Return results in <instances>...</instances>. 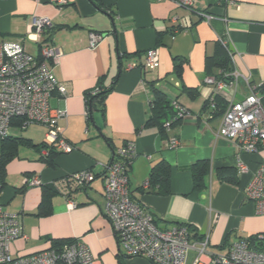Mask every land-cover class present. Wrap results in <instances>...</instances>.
<instances>
[{
  "label": "crops",
  "instance_id": "0c3cea01",
  "mask_svg": "<svg viewBox=\"0 0 264 264\" xmlns=\"http://www.w3.org/2000/svg\"><path fill=\"white\" fill-rule=\"evenodd\" d=\"M99 1L103 9L89 0H0V42L21 40L32 55H39L41 43L60 48L53 72L65 93L54 91L49 106L64 112L57 125L73 146L69 152L58 151L55 166H49L42 148L35 147L45 141V127L10 124L4 146L13 143L12 138L17 143L5 163L0 201L2 210L20 215L22 231L10 244V252L24 255L47 248L53 239H79L94 264H151L119 251L103 213L105 166L117 147L132 142L137 155L128 171L130 198L148 210L161 228L181 222L192 227L196 236L191 234L190 240L195 247L207 234L200 264H210L231 241L264 229L263 216L244 193L264 156V145L245 152L233 139L215 135L223 112L209 104L211 87L204 82L206 76L222 71L217 62L228 50L230 70L249 76L264 91V0H194L190 8L177 6L174 0ZM34 16L50 20L36 37L29 36ZM90 32L102 35L95 47L89 46ZM153 47L159 65L143 67L144 52ZM174 58L179 63L176 68ZM114 76L103 109L92 110L87 120L85 91L100 79L108 84ZM150 83L188 111L173 129L179 139L175 147L166 146L156 127L144 125L152 97ZM244 93L238 84L236 99ZM11 129L25 131L15 135ZM202 159L209 162V174L206 188L198 192L192 188L188 166ZM161 160L170 166L166 193L157 192L156 186L143 187L150 168ZM225 167L235 169V184L216 176ZM82 169L95 177L73 192L76 205L68 207L65 197L55 191L47 212L39 214L43 187H53V181ZM34 175L40 185L28 186L24 179ZM196 257V248H189L185 264H193Z\"/></svg>",
  "mask_w": 264,
  "mask_h": 264
},
{
  "label": "built area",
  "instance_id": "2783aa9c",
  "mask_svg": "<svg viewBox=\"0 0 264 264\" xmlns=\"http://www.w3.org/2000/svg\"><path fill=\"white\" fill-rule=\"evenodd\" d=\"M63 3L65 0H57ZM180 7L190 8L194 0H174ZM50 25L48 17H32V32L39 36ZM177 30V29H175ZM102 35L89 33V46L95 47ZM225 46L226 42L220 40ZM229 57L231 52L228 51ZM60 54V48L41 43L39 55L28 52L21 40L0 42V138L7 135L13 121L20 120V127L40 124L46 129L45 144L42 153L48 148L69 152L73 146L60 133L57 118L64 114L49 106V97L57 91L63 95L64 86L56 79L53 65ZM159 65L158 51L155 47L144 52L143 67L153 69ZM204 82L211 87L212 97L209 104L215 107L214 97L218 96L226 103L216 136L233 139L237 148L245 152H254L264 145V91L260 84L252 83L250 77L235 69L225 72L222 77L208 75ZM238 84H242L245 93L236 99ZM174 117L182 121L188 116L187 109L171 99ZM86 113V108H85ZM166 130L170 121L164 122ZM165 144L172 148L179 139L170 136ZM137 155L132 142L117 147L106 164L103 175V213L112 226L118 241L119 251L124 256H139L151 264H185L186 252L196 248L197 257L193 264H200V256L206 251L208 235L195 242L190 240L191 232L186 223H175L169 227L157 226L152 214L129 194V167ZM244 171V165H239ZM95 175L89 169L78 170L64 175L52 182L56 192L62 194L68 207H74L73 192L88 186ZM28 186L40 185L37 176L24 179ZM148 187V182L143 183ZM1 188V185H0ZM245 198L251 201L256 211L264 217V156L244 188ZM22 235L20 215L2 210L0 201V264H94V258L87 246L79 239H68L59 245H49L43 250L24 255H12L10 244ZM264 238V231L256 235ZM250 237L231 241L224 254L216 255L210 264H264V249L254 248Z\"/></svg>",
  "mask_w": 264,
  "mask_h": 264
},
{
  "label": "trees",
  "instance_id": "16d2710c",
  "mask_svg": "<svg viewBox=\"0 0 264 264\" xmlns=\"http://www.w3.org/2000/svg\"><path fill=\"white\" fill-rule=\"evenodd\" d=\"M95 7L98 9H103L102 4L99 0H89ZM45 29V28H44ZM44 33V30H43ZM221 46V45H220ZM174 67H178L179 63L176 58H174ZM229 63V57L225 51V55L217 62L219 66L222 67V71L217 74L213 75L215 77H222L225 72H229L230 68L228 66ZM116 81V77L114 76L113 79L106 84L105 82H102L100 79L97 82V85L90 91H85V104H86V118L89 119V116L91 114V111L94 109H103L104 105V98L106 94L112 89L113 84ZM149 87L151 89L152 97L150 100V107H149V115L145 120L144 125L145 126H154L158 130V133L162 138L165 139V141L170 136H175L173 134V129L177 127L182 122L181 118H175L174 117V110L172 108V105L170 103V100L167 99V97L159 90L157 87H155L152 83L149 84ZM215 100V108L217 107V112H223L224 108L226 106V103L223 99H221L218 96L214 97ZM169 120L170 121V129L166 130V128L163 126L164 122ZM16 122L20 125V120H16ZM8 137L0 138V185H2L4 180V168L6 161L11 158L15 153V143H17L16 138H12L13 143L4 146L5 141H7ZM35 147L43 148L46 147L45 142H41ZM59 153L58 151H55L52 147L48 148L47 154L43 157L44 161L49 166H55L53 158L54 156ZM188 169L190 170L191 177H192V188L195 191H203L206 188V182L205 179L209 174V162L208 160H197L190 164L188 166ZM216 176L219 180L225 181L228 183L235 184L236 183V173L234 168H221L217 171ZM169 177H170V166L166 161H159L156 164H154L149 171L148 179L146 180L148 182V186H156L158 188L157 192H163L166 193L169 191ZM56 190H54L53 187L45 186L43 187V192L41 195L40 203H39V214L46 213L47 207L49 205V200L52 194L55 193ZM188 229L193 234V236H196V233H194V229L188 225ZM259 233H256L254 235H250L249 239L252 243H254V248L256 249H264V238L259 239L256 237V235ZM63 241H66V239H53L51 240V245L56 246L62 243Z\"/></svg>",
  "mask_w": 264,
  "mask_h": 264
},
{
  "label": "rangeland",
  "instance_id": "374dc122",
  "mask_svg": "<svg viewBox=\"0 0 264 264\" xmlns=\"http://www.w3.org/2000/svg\"><path fill=\"white\" fill-rule=\"evenodd\" d=\"M25 131V130H24ZM23 130H19V129H15V130H10V133L12 134H15V135H19V134H22V132H24ZM264 218V217H263ZM264 227V226H263ZM264 231V229H263ZM249 235H246V236H242L241 238H245V237H248Z\"/></svg>",
  "mask_w": 264,
  "mask_h": 264
},
{
  "label": "water",
  "instance_id": "95a60500",
  "mask_svg": "<svg viewBox=\"0 0 264 264\" xmlns=\"http://www.w3.org/2000/svg\"><path fill=\"white\" fill-rule=\"evenodd\" d=\"M112 27H113V25H112Z\"/></svg>",
  "mask_w": 264,
  "mask_h": 264
}]
</instances>
